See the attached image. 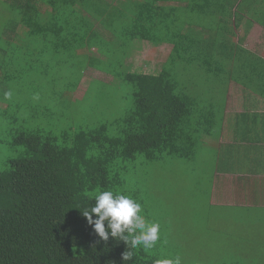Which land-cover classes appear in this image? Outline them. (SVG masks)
Returning <instances> with one entry per match:
<instances>
[{
    "label": "trees",
    "instance_id": "obj_1",
    "mask_svg": "<svg viewBox=\"0 0 264 264\" xmlns=\"http://www.w3.org/2000/svg\"><path fill=\"white\" fill-rule=\"evenodd\" d=\"M1 2L0 58L36 56L46 71L69 54L87 64L81 77L91 76V68L103 73L106 60L114 64L107 73L133 86V104L93 128L63 130L61 141L43 128L16 133L13 145L22 152L0 168V264H121L123 242L101 241L82 210L94 205L96 192L115 193L120 175L140 155L150 161L191 158L204 146L221 145L225 97L211 96L206 87L235 80L252 81L244 82L247 89L264 88V58L245 49L239 62L229 60L244 49L243 38L237 40L244 21L246 33L255 23L264 27V0ZM137 41L173 45L158 74L141 73L126 62L130 49L140 48ZM191 66L214 81L197 74L199 79L181 83ZM12 70L9 65L7 73ZM156 260L137 250L126 264Z\"/></svg>",
    "mask_w": 264,
    "mask_h": 264
},
{
    "label": "rangeland",
    "instance_id": "obj_2",
    "mask_svg": "<svg viewBox=\"0 0 264 264\" xmlns=\"http://www.w3.org/2000/svg\"><path fill=\"white\" fill-rule=\"evenodd\" d=\"M1 5L0 0L3 9ZM241 28L239 33L245 25ZM2 37L10 38L4 34ZM245 40L249 47H256L264 54L263 26L255 23ZM142 54L147 62L155 59L151 48ZM63 58L57 68L46 71V63L42 62L43 66L36 56L26 59L12 53L0 58L6 66L0 68V75H5L0 80L1 169L7 168L8 160L22 152L13 145L21 128H43L59 136L61 141L65 129L74 132L79 128H93L107 119L124 115L131 108L133 86L115 78L114 71L111 74L106 71L114 68V64L105 60L100 65L103 73L89 71L88 75L94 77H87V72L81 77V68L87 64L69 54ZM139 60L138 67L143 68L144 61ZM9 65L13 70L7 73ZM197 74L203 75L206 81L215 79L214 75L195 70L194 66L179 78L184 84V81L199 79ZM214 88V84L206 87ZM6 92H11L10 99L5 98ZM226 151L223 144L214 143L208 149L202 147L191 158L164 155L150 161L140 155L135 166L131 164L132 169L120 175L123 182L116 186L115 192L130 194L142 204L146 218L160 224L156 247L149 251L139 249L147 257L159 260L179 256L182 264H264L262 196L236 192L235 200H224L220 192L216 195L213 192L218 187L214 176L219 167L215 161L218 165L223 162Z\"/></svg>",
    "mask_w": 264,
    "mask_h": 264
},
{
    "label": "crops",
    "instance_id": "obj_3",
    "mask_svg": "<svg viewBox=\"0 0 264 264\" xmlns=\"http://www.w3.org/2000/svg\"><path fill=\"white\" fill-rule=\"evenodd\" d=\"M168 4V3H167ZM169 4H174L170 2ZM247 16L246 19H249ZM245 25L244 31L239 33L241 27ZM254 25V24H253ZM237 30L238 38H243L240 43L244 49L231 53L229 60L240 61V56L244 50H251L264 58L263 52L259 53L256 47L253 49L247 45L245 40L246 21ZM139 43V49H130V58L126 60L133 63L134 70L146 74H158L164 63L171 54L172 44L155 45L152 42L144 41ZM151 48L155 54V59L145 60L143 51ZM144 61L143 68L138 67L140 60ZM90 73L94 71L90 69ZM200 82V81H198ZM244 82L252 81H217L214 89L210 90L211 96L222 97L224 93L225 104L223 108V123L221 130L220 143L227 149L224 160L219 167L214 178L217 180L218 187L213 190L214 194L220 192L221 198L233 199L237 193H246L251 196H262L264 202V88L259 90L247 89ZM243 83V84H242ZM188 84V82H187ZM195 95V94H194ZM231 106V107H230ZM229 107L231 109H229ZM221 201H217L220 204Z\"/></svg>",
    "mask_w": 264,
    "mask_h": 264
},
{
    "label": "clouds",
    "instance_id": "obj_4",
    "mask_svg": "<svg viewBox=\"0 0 264 264\" xmlns=\"http://www.w3.org/2000/svg\"><path fill=\"white\" fill-rule=\"evenodd\" d=\"M11 92L5 98H11ZM95 203L82 210L87 224L101 241L118 240L125 245L121 253V264L132 260L139 249L149 251L160 240V224L151 221L143 214V206L130 194L98 191L94 195ZM155 264H182L179 256L155 261Z\"/></svg>",
    "mask_w": 264,
    "mask_h": 264
}]
</instances>
